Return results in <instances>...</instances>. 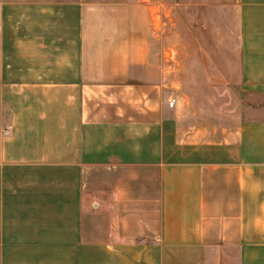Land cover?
I'll return each instance as SVG.
<instances>
[{
    "label": "crops",
    "instance_id": "obj_1",
    "mask_svg": "<svg viewBox=\"0 0 264 264\" xmlns=\"http://www.w3.org/2000/svg\"><path fill=\"white\" fill-rule=\"evenodd\" d=\"M168 5L241 116L160 67ZM0 264H264V0H0Z\"/></svg>",
    "mask_w": 264,
    "mask_h": 264
},
{
    "label": "rangeland",
    "instance_id": "obj_2",
    "mask_svg": "<svg viewBox=\"0 0 264 264\" xmlns=\"http://www.w3.org/2000/svg\"><path fill=\"white\" fill-rule=\"evenodd\" d=\"M211 20L210 12L203 17L193 9L169 5L161 8L154 27L156 58L161 68L170 71L178 91L189 96L201 117L227 123L242 115V96L219 82L223 73Z\"/></svg>",
    "mask_w": 264,
    "mask_h": 264
},
{
    "label": "built area",
    "instance_id": "obj_3",
    "mask_svg": "<svg viewBox=\"0 0 264 264\" xmlns=\"http://www.w3.org/2000/svg\"><path fill=\"white\" fill-rule=\"evenodd\" d=\"M174 103H175V99L174 98H171V99L168 100V106L169 107H172L174 105Z\"/></svg>",
    "mask_w": 264,
    "mask_h": 264
}]
</instances>
